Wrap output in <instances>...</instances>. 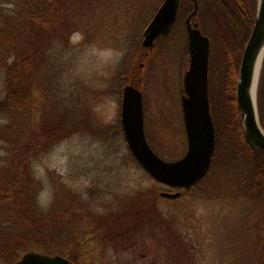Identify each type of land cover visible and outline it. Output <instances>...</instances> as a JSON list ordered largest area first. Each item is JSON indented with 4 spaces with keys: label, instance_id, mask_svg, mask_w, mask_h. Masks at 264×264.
<instances>
[{
    "label": "rangeland",
    "instance_id": "obj_1",
    "mask_svg": "<svg viewBox=\"0 0 264 264\" xmlns=\"http://www.w3.org/2000/svg\"><path fill=\"white\" fill-rule=\"evenodd\" d=\"M163 2L56 0L48 27L26 26L13 45L0 42V100L6 95L7 61L16 53L37 52L30 127L43 132L57 123L55 142L33 157L31 170L42 211L55 218L60 214L67 227L58 228L51 240L41 238L37 251L48 246L51 253L68 256L78 233L87 236L78 264H264V197L257 200L258 193L243 184L218 191L193 187L168 199L161 193L170 188L132 159L121 124L122 92L130 83L143 91L152 148L166 160H177L188 146L182 107L190 58L188 16L177 19L153 49L142 47L144 31ZM20 5L0 0V28L19 19ZM200 19L193 21L200 24ZM263 67L264 60L261 75ZM224 72L217 56L209 71L217 94ZM9 120L0 110V125ZM2 143L0 138V166L8 161ZM127 207L142 212L152 207L154 220L117 251L108 241L111 218L105 213ZM74 216L79 220L75 231Z\"/></svg>",
    "mask_w": 264,
    "mask_h": 264
},
{
    "label": "trees",
    "instance_id": "obj_2",
    "mask_svg": "<svg viewBox=\"0 0 264 264\" xmlns=\"http://www.w3.org/2000/svg\"><path fill=\"white\" fill-rule=\"evenodd\" d=\"M20 17L0 28V42L11 46L24 27L44 30L53 20L56 0H18ZM198 3L200 27L211 39L210 74L218 56L225 65L222 89L217 94L210 84L216 147L207 176L195 187L218 191L223 185H245L249 192L264 197V154L246 139L237 103V81L246 44L253 31L258 0H181L178 19L188 16ZM38 53H16L5 64V97L0 110L10 120L0 125V138L8 161L0 166V264H14L22 255L38 250L41 238L52 239L58 228L67 227L58 216L44 214L38 200V180L31 170L33 157L55 142L57 123L43 132L31 129L30 104ZM264 67L258 89V110L264 128ZM46 136V142L44 141ZM44 144V145H43ZM44 146V148H42ZM134 161L135 158L132 155ZM137 162V161H136ZM46 253L51 247L46 246Z\"/></svg>",
    "mask_w": 264,
    "mask_h": 264
},
{
    "label": "water",
    "instance_id": "obj_3",
    "mask_svg": "<svg viewBox=\"0 0 264 264\" xmlns=\"http://www.w3.org/2000/svg\"><path fill=\"white\" fill-rule=\"evenodd\" d=\"M181 0H164L144 31L142 47L151 50L158 38L167 36L178 19ZM198 3L186 19L189 67L183 78L182 107L187 136V151L177 160H166L149 143L145 130L143 91L134 83L122 93V129L128 147L141 167L156 181L177 192H162L176 199L203 180L210 171L216 147V126L210 99L211 39L193 17ZM148 55V53L146 54ZM262 58L253 98L258 62ZM264 60V0H258L253 31L244 49L237 81V103L248 142L264 154V128L258 110V83ZM14 264H73L60 254L27 251Z\"/></svg>",
    "mask_w": 264,
    "mask_h": 264
},
{
    "label": "flooded vegetation",
    "instance_id": "obj_4",
    "mask_svg": "<svg viewBox=\"0 0 264 264\" xmlns=\"http://www.w3.org/2000/svg\"><path fill=\"white\" fill-rule=\"evenodd\" d=\"M169 190L176 191L171 188ZM142 211L143 210L139 207H127L110 209V211L105 213L106 217L108 216V219L111 218L109 224V231L111 232V234L108 241L109 243H111V245L116 244L117 251H122L124 249V241L127 238H135L136 235H138L140 227L146 226L147 221L151 225L152 221L154 220V217L152 216L153 208L150 207L148 208V210H145L147 212ZM73 219V231H75L78 229L79 220L78 218H76V216H74ZM141 219L143 220L142 223L140 222ZM74 235L71 238L74 250L67 257L73 262V264H78L80 257L86 253V249L84 247L87 245L85 244L87 236L85 234L79 236L78 233H75ZM131 245L132 244L127 245V248H129ZM145 256L146 254L143 253V257Z\"/></svg>",
    "mask_w": 264,
    "mask_h": 264
},
{
    "label": "bare ground",
    "instance_id": "obj_5",
    "mask_svg": "<svg viewBox=\"0 0 264 264\" xmlns=\"http://www.w3.org/2000/svg\"><path fill=\"white\" fill-rule=\"evenodd\" d=\"M261 61H262V58H260L259 62H258V66H257V70H256V76H255V83H254V88H253V98L254 100H256V86H257V81H258V75H259V70H260V67H261Z\"/></svg>",
    "mask_w": 264,
    "mask_h": 264
}]
</instances>
